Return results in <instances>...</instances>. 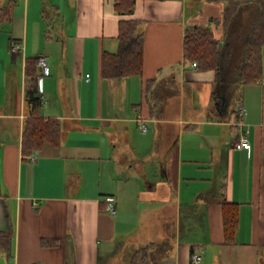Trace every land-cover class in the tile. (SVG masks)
Wrapping results in <instances>:
<instances>
[{"label":"crops","instance_id":"crops-1","mask_svg":"<svg viewBox=\"0 0 264 264\" xmlns=\"http://www.w3.org/2000/svg\"><path fill=\"white\" fill-rule=\"evenodd\" d=\"M10 1L0 19V232L12 237L8 248L0 240V264H132L145 247L148 264H264V45L262 80L244 85L252 33L234 54L226 2L196 0L189 13L187 0H138L126 18L141 21L143 72L104 79L102 54L120 49L116 0L0 8ZM191 26L214 31L217 70L185 59ZM40 57L51 69L37 78L40 116L60 122L61 141L26 156L27 64ZM245 131L250 149L239 146ZM223 201L238 205L229 245Z\"/></svg>","mask_w":264,"mask_h":264},{"label":"trees","instance_id":"trees-1","mask_svg":"<svg viewBox=\"0 0 264 264\" xmlns=\"http://www.w3.org/2000/svg\"><path fill=\"white\" fill-rule=\"evenodd\" d=\"M138 0H116L115 9L120 15L118 40L120 49L116 54L103 53L100 58V72L104 79L123 78L139 75L143 72L144 37L138 33L141 21L127 19L133 14ZM226 2L223 21L225 26L233 20L239 9L251 5V0H212ZM261 7V16L255 24L247 59L242 67L240 80L244 85L258 83L262 80L263 61L262 47L264 45V0H256ZM14 2L10 1L4 8H0V19L11 18ZM219 45L214 31L209 26H191L186 29L184 42L185 59L197 64L203 71L217 70L219 67ZM38 59L30 60L26 72V105L30 118L27 119L23 133V153L26 156L39 151L44 144L59 145L61 141V125L58 120L44 119L40 116L42 100L38 92L37 78L39 76ZM150 82H147V88ZM225 243L233 244L236 240L238 228V205L227 201L222 202ZM12 237L10 228L0 232V240L7 243L8 248ZM3 247V248H4ZM149 252L147 248L139 250L132 264H148Z\"/></svg>","mask_w":264,"mask_h":264},{"label":"rangeland","instance_id":"rangeland-1","mask_svg":"<svg viewBox=\"0 0 264 264\" xmlns=\"http://www.w3.org/2000/svg\"><path fill=\"white\" fill-rule=\"evenodd\" d=\"M252 1L253 3L248 6L249 8H242L238 12V15L233 18L229 27L226 30V33L230 34L229 39L232 44V51L234 52V54H236V52H239L240 49H242V39L252 33L255 24L261 16V7L255 4L256 0ZM187 2V8L189 10V13H193L194 8L196 7V0H187ZM217 26L218 24L214 22L213 27L217 28Z\"/></svg>","mask_w":264,"mask_h":264},{"label":"built area","instance_id":"built-area-1","mask_svg":"<svg viewBox=\"0 0 264 264\" xmlns=\"http://www.w3.org/2000/svg\"><path fill=\"white\" fill-rule=\"evenodd\" d=\"M194 67L197 66L196 63H193ZM38 68L40 69V72L43 76L47 77L51 74V69L47 63V59L45 57H40L39 58V61H38ZM245 114V110L242 109L240 111V116H243ZM142 131H145L146 130V127L145 126H142ZM247 131H245L243 133V135L240 137L239 139V146L241 148H244V149H250L251 147V144H250V141L247 137ZM33 160L35 158H32ZM105 202V210L111 214V215H115L116 212H117V205H116V200L114 197L112 196H108L105 198L104 200ZM192 262L193 264H200L201 262V257L198 256V255H193V258H192Z\"/></svg>","mask_w":264,"mask_h":264}]
</instances>
